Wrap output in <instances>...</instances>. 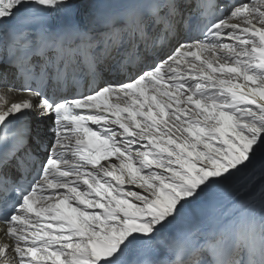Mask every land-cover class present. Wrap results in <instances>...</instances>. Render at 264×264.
<instances>
[{
  "label": "snow or ice",
  "instance_id": "6c2138e0",
  "mask_svg": "<svg viewBox=\"0 0 264 264\" xmlns=\"http://www.w3.org/2000/svg\"><path fill=\"white\" fill-rule=\"evenodd\" d=\"M75 7L0 0V264H264V0Z\"/></svg>",
  "mask_w": 264,
  "mask_h": 264
},
{
  "label": "bare ground",
  "instance_id": "6f19581e",
  "mask_svg": "<svg viewBox=\"0 0 264 264\" xmlns=\"http://www.w3.org/2000/svg\"><path fill=\"white\" fill-rule=\"evenodd\" d=\"M89 1L91 0H75V2H83L85 4H87ZM227 195L225 194L224 195V203L225 205L227 204ZM248 211L255 214L256 216L259 215V212H260V206H259V203L256 202L254 204H251L249 207H248ZM202 218L200 216L199 213H193V214H190L189 217H187L185 220H182V221H179L177 222L173 228H172V231L174 232H180L181 230V225H184L186 226L187 228H190L192 227L194 224H197V223H202ZM132 251V253H134L136 256L140 254L139 251H137L136 248H132L130 249Z\"/></svg>",
  "mask_w": 264,
  "mask_h": 264
}]
</instances>
